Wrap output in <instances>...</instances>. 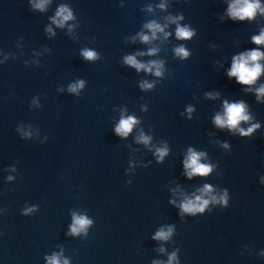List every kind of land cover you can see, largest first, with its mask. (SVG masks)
<instances>
[{"label": "water", "instance_id": "95a60500", "mask_svg": "<svg viewBox=\"0 0 264 264\" xmlns=\"http://www.w3.org/2000/svg\"><path fill=\"white\" fill-rule=\"evenodd\" d=\"M248 2L240 19L245 0H0V264H264V0ZM252 51L255 81L229 76ZM226 103L248 119L217 126Z\"/></svg>", "mask_w": 264, "mask_h": 264}, {"label": "clouds", "instance_id": "9594fccd", "mask_svg": "<svg viewBox=\"0 0 264 264\" xmlns=\"http://www.w3.org/2000/svg\"><path fill=\"white\" fill-rule=\"evenodd\" d=\"M237 3L239 4V0H237ZM258 6H259L258 4H253V3L248 2V0H245L244 5L241 7H237L233 5L230 8V15H232L233 17H239L240 19H244L245 17L251 18L254 15L255 9ZM65 11H66L65 8H61L60 11L57 13L58 16H61L63 18L60 21L61 25L63 21H66L71 18L70 12L68 13V15H64ZM147 27L152 29L153 36H155L156 31L163 30L160 28L159 25L155 23L149 24L147 25ZM192 34L193 33L190 32L186 28H181L179 26L177 28V32H176L177 38L187 39V38H190ZM142 39L144 41H148L149 37L142 36ZM253 39H254V42L257 44L264 43V33H262L258 37H254ZM152 51H155V50H152ZM176 53L177 55L184 56V57L188 55V53L185 51L183 47L177 48ZM83 55L86 59H93L95 57V53L92 51H88V50H85L83 52ZM261 55L262 54L258 51H252L250 53H247L246 55H241L235 58L232 69L228 73V75L236 76L238 78V81L244 84L253 83L261 72V66L258 63H255L261 58ZM126 62L130 65L135 66L138 70L144 68L145 70L151 71V67L137 63L134 57H131V56L127 57ZM250 62H251V65H250ZM156 74L160 75L159 68H157ZM82 86H83V82H80L77 85H73L70 90L76 91L78 87H82ZM145 86L151 87V85H145ZM259 91L261 94H264V88H261ZM225 107H226L225 116L221 117L217 115V117L215 118V123L217 126H220V127L228 126L229 128H235L240 123V121L242 120L246 121L248 119V117L244 114V105L242 103L232 104V105H227L226 103ZM135 122L136 121L132 117H129L127 119H121L120 124L116 128V132L122 136H126L132 130V126ZM250 131L251 129H249V132ZM241 132L242 134H247V133H244L243 130H241ZM141 139L145 143L148 142V138L146 137H141ZM164 154L166 153L161 150L160 151L161 157ZM199 159H200V156L197 153L192 152L190 150V155L188 157V160L185 161V167L191 169L189 176H191L192 174L207 175L211 171V168L209 166L200 164L198 162ZM205 191H210L207 185L205 186ZM221 199H223V197ZM196 201H198L199 203L191 201V200L184 203L182 205L183 211L188 212V213H195L197 211L203 212L204 207L208 204V201L201 200L200 197H197ZM90 223L91 222L87 220L85 217L74 216V224L72 226V232L77 233L78 231L84 229ZM170 232H171V229H169L168 232L161 230L160 232L157 233L156 238L166 240ZM174 258L175 257L173 256L171 259H174ZM49 264H59V261L55 257H53L50 259ZM65 264H67V262H65ZM170 264H171V261H170Z\"/></svg>", "mask_w": 264, "mask_h": 264}]
</instances>
